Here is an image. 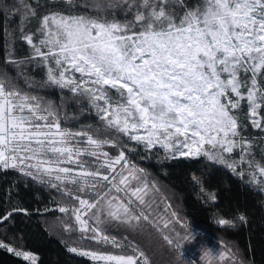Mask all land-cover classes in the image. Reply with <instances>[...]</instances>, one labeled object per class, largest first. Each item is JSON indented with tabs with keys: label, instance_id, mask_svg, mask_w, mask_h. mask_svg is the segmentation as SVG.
<instances>
[{
	"label": "snow or ice",
	"instance_id": "6c2138e0",
	"mask_svg": "<svg viewBox=\"0 0 264 264\" xmlns=\"http://www.w3.org/2000/svg\"><path fill=\"white\" fill-rule=\"evenodd\" d=\"M58 2L69 10L76 6V0ZM16 3L11 15L19 16L20 39L31 54L18 61L9 51L5 63L17 69L31 61L42 64L45 79L39 85L27 78L25 83L83 98L99 121L76 131L63 127L53 102L21 91L7 73L0 75V170H16L56 189L69 201L58 206L71 221L61 220L65 233H77L81 244L116 250L67 246L69 253L92 264H150L135 243H125L126 236L118 240L110 230L135 232L144 221L161 231L171 227L179 236L174 225L185 226L175 211L173 220L159 211L155 196L160 190L130 161L127 152L135 149L126 141L146 152L159 147L166 160L203 157L241 180L246 164V183L264 193V165L249 159L252 144L240 133L247 126L240 120L244 107L248 123L264 132V0H201L195 7L185 0H92L98 11L122 10L125 20L55 11L43 15L36 32L28 34L24 27L36 9L24 0ZM237 150L239 158L230 159ZM193 181L205 192L200 178ZM207 195L216 200L215 193ZM15 213L28 214L12 208L0 216V224ZM237 219L247 223L243 214ZM216 223L236 226L223 217ZM163 239L174 243L169 235ZM0 248L37 264L31 252L2 241ZM200 259L235 264L224 250H210Z\"/></svg>",
	"mask_w": 264,
	"mask_h": 264
},
{
	"label": "trees",
	"instance_id": "16d2710c",
	"mask_svg": "<svg viewBox=\"0 0 264 264\" xmlns=\"http://www.w3.org/2000/svg\"><path fill=\"white\" fill-rule=\"evenodd\" d=\"M37 1L49 12L68 14L71 11L76 15L125 20L122 10L104 13L90 6L92 0H76V6L71 10L58 0H24V3L36 9L35 18L26 22L24 32L29 27L35 31L39 26L43 12L38 8ZM200 2L201 0H185L188 7H195ZM14 6H18L16 0H0V75L7 73L21 91L39 95L45 102H53L60 110L63 127L76 131L83 126H98L95 112L83 98L73 97L67 90L54 87L33 88L25 83L26 78L36 85L45 79L46 74L41 67H37V61L22 64L19 69L5 63L9 51L18 61L31 54V48L20 39L19 16L11 15ZM176 11L183 12L184 9L177 8ZM6 12L9 14L7 18ZM131 18L129 14L127 19ZM246 121L241 120V123ZM246 133L256 135L257 132H251L248 128ZM126 142L135 149L127 152L130 161L145 169L149 182H155L160 190L155 196L159 211L170 220L174 219L171 213L175 211L183 225L191 223L195 239L192 243L186 242L181 249L183 259L188 264H204L200 259L202 246L228 251L229 256L235 257V264H264V193L245 183L222 165H215L203 157L166 160L165 153L160 148L146 152L143 145ZM106 150L113 154L116 152V149ZM193 176L200 178L205 192L200 191L201 185L194 183ZM207 193H215L216 200L210 201ZM66 204L69 201L56 189L25 177L16 170H0V216L12 208H23L28 213H15L9 221L0 224V241L15 249L35 254L38 257L37 264H92L85 257L69 253L67 246L116 251L111 246L102 247L88 241L81 244L77 233H65L61 220L67 223L71 221L51 207ZM168 204L171 207L165 212ZM241 214L247 218L246 224L237 219ZM221 217L233 220L236 226H219L216 221ZM152 218L156 219L155 216ZM141 223L142 229L135 232L119 227L111 229L110 234L118 240L126 236L125 243H135L148 256L150 264H177L174 250L177 237L171 227L163 229L161 223V231L147 222ZM174 227L181 235L184 234L185 228L180 224H175ZM163 235L171 236L174 243L168 245ZM0 264L29 262L0 248ZM227 264H233V260L228 259Z\"/></svg>",
	"mask_w": 264,
	"mask_h": 264
},
{
	"label": "rangeland",
	"instance_id": "374dc122",
	"mask_svg": "<svg viewBox=\"0 0 264 264\" xmlns=\"http://www.w3.org/2000/svg\"><path fill=\"white\" fill-rule=\"evenodd\" d=\"M36 3H37V5H38V8H40V9L42 10L43 15L49 13V11H46V8L43 7L42 3L38 2V1H37ZM179 13L182 14L183 12L180 11ZM43 15H42V16H43ZM42 16H41V17H42ZM36 29H37V28H36ZM36 29H35V31H32V30H31V27H29V28H26V30H25L24 33H25V34H28V33H35V32H36ZM34 39L38 40V39H39V36L37 35L36 37H34ZM40 67L43 69V71H44L45 74H46V68L43 67L42 64H41ZM245 113H246V107H244V108L241 110V115H240L241 120H246V118H245ZM242 124H243V125H247V126H246V127H241V128H240L241 136L247 138V140L250 141L251 144H252V149H251V151H252V155L249 157V159H254V161H258L259 163H261V164L263 165V160H264V132H261L259 129L253 128V127L248 123V121H246V123L242 122ZM248 128H250L251 132H257L256 135H254V133H246L247 130H248ZM157 148H159V147H157ZM162 150H163V149H162ZM239 154H240V153H239V150L234 151V152L231 154V156H230L229 158H230V159H231V158H236V159H238V158H239ZM241 167L245 170V176H244L243 181L246 183V181H248V179H249L248 172H249L250 170L248 169V166H247L246 164H245V165H242ZM247 184H248V183H247ZM249 185H250V184H249ZM51 208H52V209H57V210H58V206H57V205H56V206H52ZM211 250H212V252H213L214 254L217 253V252H219V250L214 249V248H213V249L211 248ZM11 253H13V252H11ZM13 255H15V254L13 253ZM15 256H16V255H15ZM16 257H19V256H16ZM19 258L22 259V257H19ZM227 263H228V260L225 261V264H227Z\"/></svg>",
	"mask_w": 264,
	"mask_h": 264
},
{
	"label": "clouds",
	"instance_id": "9594fccd",
	"mask_svg": "<svg viewBox=\"0 0 264 264\" xmlns=\"http://www.w3.org/2000/svg\"><path fill=\"white\" fill-rule=\"evenodd\" d=\"M184 228H185L184 234L183 235L179 234V236H176L177 239H176V243L174 245V250L176 253L175 259H176L177 264H188V262L183 259L181 249L186 242L192 243L195 239V234L192 230L191 223L185 224ZM200 234L203 235V233H200ZM210 250L211 249H209L207 246H202L201 247V254L203 255Z\"/></svg>",
	"mask_w": 264,
	"mask_h": 264
}]
</instances>
